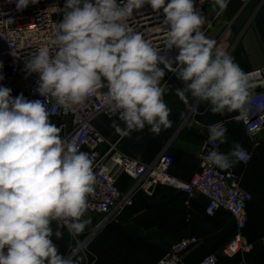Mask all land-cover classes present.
Here are the masks:
<instances>
[{
    "label": "clouds",
    "instance_id": "obj_1",
    "mask_svg": "<svg viewBox=\"0 0 264 264\" xmlns=\"http://www.w3.org/2000/svg\"><path fill=\"white\" fill-rule=\"evenodd\" d=\"M38 2L16 0V10ZM145 4L157 12L163 9L165 47L179 50L175 60L166 59L129 26L134 10ZM227 6L228 0H214L213 10L218 7L220 15ZM204 23L194 0H66L51 41L55 51L41 47L25 64L29 73L39 74L36 91L45 101H29L23 94L12 97L10 88L0 86V264H74L59 253L52 237L61 239L63 234L53 232L51 225L63 221L79 234L87 224L81 218L95 193L93 159L76 142L62 138L61 129L50 122L49 97L68 109L106 87L103 103L125 125L114 123L118 133L129 135L148 125L159 135L172 125L163 99L167 86L161 85L167 69L183 81L176 94L184 102L190 93L208 102L213 114L237 111V119L247 115L249 75L205 36ZM256 108L264 111V102ZM226 131L221 123L209 125V141L227 143ZM205 159L228 169L246 161L248 153L234 143L228 153L213 150Z\"/></svg>",
    "mask_w": 264,
    "mask_h": 264
},
{
    "label": "crops",
    "instance_id": "obj_2",
    "mask_svg": "<svg viewBox=\"0 0 264 264\" xmlns=\"http://www.w3.org/2000/svg\"><path fill=\"white\" fill-rule=\"evenodd\" d=\"M214 0L208 5L207 15L212 17ZM205 36L216 41L244 71L264 69V0H228L227 9L212 22ZM215 50V49H214ZM175 52L171 60L178 55ZM177 66L175 63L172 65ZM167 87L163 97L170 108L171 127L159 135L146 125L143 130L123 135L116 131L114 123L124 128L119 114L108 117L97 115L94 126L105 136L119 142V147L129 155L144 162H152L165 148L174 157L171 173L188 181L200 169L197 153L208 140V126L222 121L226 124L227 143H221V153H228L234 143H239L252 153L247 166L235 163L242 187L252 199L247 207V224L241 233L248 240L264 235V128L256 135L246 133L239 112L213 114L211 105L187 94V103L177 96L176 88L183 81ZM90 155L88 150H84ZM91 157V155H90ZM123 193L129 192L137 182L126 174L118 177ZM131 207L114 213L85 243L83 250L73 258L74 264H157L165 250L173 243L188 236H196L198 242L184 256L187 264L198 263L205 255L214 253L217 264H264V245L257 243L252 253L227 257L222 250L239 230L234 216L219 209L214 216L206 213L207 199L202 194L188 196L172 187L157 185L150 194L138 188ZM82 220L87 221L83 232L77 234L85 240L101 220L99 215L86 211ZM53 232L59 229L52 222ZM60 230V229H59ZM62 238L52 240L60 254L68 257L76 241L67 230H60Z\"/></svg>",
    "mask_w": 264,
    "mask_h": 264
},
{
    "label": "built area",
    "instance_id": "obj_3",
    "mask_svg": "<svg viewBox=\"0 0 264 264\" xmlns=\"http://www.w3.org/2000/svg\"><path fill=\"white\" fill-rule=\"evenodd\" d=\"M167 2L169 0H166ZM210 2L211 0H204V3L200 4V0H194L195 8L205 17V23L201 28L204 34L219 17L217 15L219 10L212 17H208L207 8ZM65 3L66 0H39L37 4H29L26 9L17 11L16 0L12 2L0 0V64H2L0 86L10 88L12 97L23 94L29 101H45V97L36 91L39 74L29 73L25 64L30 54L41 47H48L50 52L55 51L51 41L59 31L58 23L63 19ZM164 19L163 9L157 12L145 4L142 9L134 10L128 24L134 32L142 34L145 40L160 49L161 55L171 60L178 49L175 46L170 50L165 47L168 26L164 24ZM158 67L164 69L163 64H159ZM164 70L165 76L161 85L165 84L167 87L176 85L179 81L176 74ZM245 73L249 75L251 103L245 106L248 113L241 117V120L246 133L254 136L264 128V111L256 108L257 103L264 102V69H254ZM106 92L107 88L102 87L97 95L89 97L83 105H74L68 109L58 105L52 97H49L46 105L49 120L61 129V137L76 142L80 151H89L96 177L95 193L88 197L87 210L101 217L94 231L82 241L63 221H53L60 230L69 231L76 241L67 258H73L83 250L85 243L111 215L134 205V196L138 188L141 187L145 193L150 194V190L157 185L172 187L188 196L202 194L207 199L206 213L209 216H214L219 209H225L234 216L239 230L223 247L222 252L225 256L245 255L252 253L257 243L264 245V235L256 240H248L241 233V229L247 224V207L252 195L242 187L241 178L236 170L234 168L222 170L209 164L205 159L209 152L220 151L219 141L210 142L208 138L197 153L200 161L199 171L188 181L179 179L171 173L174 157L167 148L152 162H144L139 157L124 152L118 141L109 139L94 126L93 120L99 114L108 117L118 115V112L109 111L104 105L102 97ZM216 123H221L226 128L225 122L218 121L213 124ZM247 153L248 159L238 162L239 165L245 167L251 161L252 153L250 151ZM120 174L130 176L140 187L135 186L129 192L123 193L118 186ZM197 242L196 236L180 239L165 250L157 264H187L184 262V256ZM196 264H217V256L214 253L207 254Z\"/></svg>",
    "mask_w": 264,
    "mask_h": 264
},
{
    "label": "water",
    "instance_id": "obj_4",
    "mask_svg": "<svg viewBox=\"0 0 264 264\" xmlns=\"http://www.w3.org/2000/svg\"><path fill=\"white\" fill-rule=\"evenodd\" d=\"M222 170H225V169H222Z\"/></svg>",
    "mask_w": 264,
    "mask_h": 264
}]
</instances>
